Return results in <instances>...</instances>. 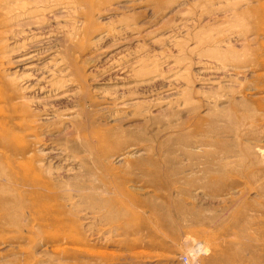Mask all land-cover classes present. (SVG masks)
<instances>
[{
	"label": "rangeland",
	"instance_id": "obj_1",
	"mask_svg": "<svg viewBox=\"0 0 264 264\" xmlns=\"http://www.w3.org/2000/svg\"><path fill=\"white\" fill-rule=\"evenodd\" d=\"M264 264V0H0V264Z\"/></svg>",
	"mask_w": 264,
	"mask_h": 264
},
{
	"label": "built area",
	"instance_id": "obj_2",
	"mask_svg": "<svg viewBox=\"0 0 264 264\" xmlns=\"http://www.w3.org/2000/svg\"><path fill=\"white\" fill-rule=\"evenodd\" d=\"M189 262H190V261H189V258L186 256V257H185V263H186V264H189Z\"/></svg>",
	"mask_w": 264,
	"mask_h": 264
},
{
	"label": "bare ground",
	"instance_id": "obj_3",
	"mask_svg": "<svg viewBox=\"0 0 264 264\" xmlns=\"http://www.w3.org/2000/svg\"><path fill=\"white\" fill-rule=\"evenodd\" d=\"M190 261V260H189ZM189 264H190V262H189Z\"/></svg>",
	"mask_w": 264,
	"mask_h": 264
}]
</instances>
